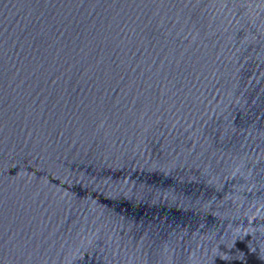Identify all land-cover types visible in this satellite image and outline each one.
Instances as JSON below:
<instances>
[{
    "label": "water",
    "instance_id": "obj_1",
    "mask_svg": "<svg viewBox=\"0 0 264 264\" xmlns=\"http://www.w3.org/2000/svg\"><path fill=\"white\" fill-rule=\"evenodd\" d=\"M0 264H264V0H0Z\"/></svg>",
    "mask_w": 264,
    "mask_h": 264
}]
</instances>
